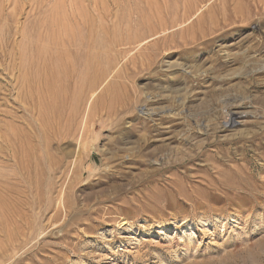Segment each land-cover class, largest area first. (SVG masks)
I'll return each instance as SVG.
<instances>
[{"label": "rangeland", "instance_id": "obj_1", "mask_svg": "<svg viewBox=\"0 0 264 264\" xmlns=\"http://www.w3.org/2000/svg\"><path fill=\"white\" fill-rule=\"evenodd\" d=\"M0 264H264V0H0Z\"/></svg>", "mask_w": 264, "mask_h": 264}, {"label": "bare ground", "instance_id": "obj_2", "mask_svg": "<svg viewBox=\"0 0 264 264\" xmlns=\"http://www.w3.org/2000/svg\"><path fill=\"white\" fill-rule=\"evenodd\" d=\"M190 15H191V14H190ZM190 15H189V16H190ZM189 16H188V18H189ZM186 19H187V18H186ZM186 19H185V20H186ZM138 38H140V37H138ZM143 40H144V38H143ZM139 41H140V40H139ZM141 41H142V39H141ZM135 42H138V41H135ZM91 57H92V56H91ZM113 67H114V66H113ZM111 68H112V67H111ZM106 71H108V70H106ZM109 71H110V70H109ZM111 71H112V70H111ZM106 74H107V73H106ZM107 76H108V75H107ZM102 80H103V79H102ZM96 85H97V84H96ZM122 86H124V85H122ZM96 88H97V87H96ZM89 91H91V89H89ZM125 91H126V90H125ZM127 91H128V90H127ZM92 92H93V91H92ZM92 92H90V93H92ZM123 92H124V91H123ZM127 93H128V92H127ZM127 93H126V94H127ZM92 94H93V93H92ZM124 94H125V92H124ZM90 96H92V95H90ZM127 96H128V95H127ZM123 97H125V96H123ZM127 98H128V97H127ZM151 98H152V97H151ZM121 100H122V98H121ZM130 100H131V99H130ZM134 101H135V100H134ZM124 102H126V101L124 100ZM124 102H123V103H124ZM130 102H131V101H130ZM130 102H129V103H130ZM123 103H122V104H123ZM125 105H126V104H125ZM125 105H124V106H125ZM142 112H143V111H142ZM143 113L147 115L148 113H149V114H152L153 112H149V111H148V112H143ZM234 114L236 115L237 113H234V112H233V114H232V116H231L230 124H234V123L236 122V121H235V118H234ZM147 119H148V118H147ZM124 142H125V141H124ZM79 174H80V173H79ZM171 186H172V185H171Z\"/></svg>", "mask_w": 264, "mask_h": 264}]
</instances>
